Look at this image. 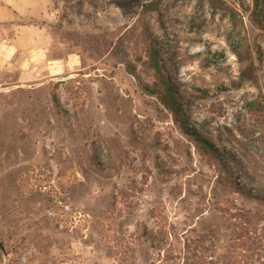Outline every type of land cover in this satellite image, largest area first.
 I'll list each match as a JSON object with an SVG mask.
<instances>
[{
    "label": "rangeland",
    "instance_id": "374dc122",
    "mask_svg": "<svg viewBox=\"0 0 264 264\" xmlns=\"http://www.w3.org/2000/svg\"><path fill=\"white\" fill-rule=\"evenodd\" d=\"M47 1L67 66L0 64V264H264V0Z\"/></svg>",
    "mask_w": 264,
    "mask_h": 264
},
{
    "label": "crops",
    "instance_id": "0c3cea01",
    "mask_svg": "<svg viewBox=\"0 0 264 264\" xmlns=\"http://www.w3.org/2000/svg\"><path fill=\"white\" fill-rule=\"evenodd\" d=\"M48 3L47 0H0V20L3 23L9 21L13 26L11 39L3 36V41L0 40L2 41L0 44L3 46V48L0 47V51L2 50L0 64L14 65L15 62L22 64L25 61L21 66L30 67L34 65L32 60H35L36 63L49 65L51 74L54 75L60 74L62 68L67 66L64 59L51 58L48 55L47 42L51 41L52 37L45 23H40L38 20L39 6ZM21 16L34 18L33 20L37 22L14 27L16 24L13 22L20 19ZM30 72L29 69L24 74Z\"/></svg>",
    "mask_w": 264,
    "mask_h": 264
},
{
    "label": "trees",
    "instance_id": "16d2710c",
    "mask_svg": "<svg viewBox=\"0 0 264 264\" xmlns=\"http://www.w3.org/2000/svg\"><path fill=\"white\" fill-rule=\"evenodd\" d=\"M260 2H261L260 0H254L255 7H256L255 13H257V14H258L257 10L261 5ZM231 16H232L234 23H237V20H238L237 15L235 13L231 12ZM233 49L239 57H242L240 45L234 46ZM150 52H151L150 66L153 69H155L156 72L158 73L159 78L161 79V81L163 83V84H160V86H163L164 90L159 89V88L152 89L149 86H146V88L150 92L156 93L159 96V98L161 99V101L163 102V104L176 114V113H178L177 99H176L175 94L172 91V89L167 84H165V80L162 77V70H161V66L159 63L158 50H157L155 40H152V43L150 46ZM240 78H241V80H255V78H256V67L254 65V62H250L245 68H243L241 70ZM54 100H55V102L58 103L59 100H58L57 95L54 96ZM255 103L252 102L249 104V110L251 112H254L255 109L257 108V106L254 107ZM183 130L186 134L193 137L199 146H203L205 148H208V150H210V152H212V153H215L217 151V149L213 145V143L211 141H209L207 138H205L198 130L193 129L187 125H183ZM229 174L232 175L230 172H229ZM233 179H235V178L233 177ZM231 183L234 185L235 182L231 181ZM235 185H236L237 190H246L245 187H241L238 184H235ZM248 190H249V194H247V196L264 202V195H260L258 193H253L252 189H248Z\"/></svg>",
    "mask_w": 264,
    "mask_h": 264
}]
</instances>
